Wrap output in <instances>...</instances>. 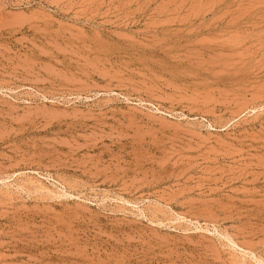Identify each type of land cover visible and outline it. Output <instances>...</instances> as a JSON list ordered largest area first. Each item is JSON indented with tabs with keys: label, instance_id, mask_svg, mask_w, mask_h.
Instances as JSON below:
<instances>
[{
	"label": "rangeland",
	"instance_id": "374dc122",
	"mask_svg": "<svg viewBox=\"0 0 264 264\" xmlns=\"http://www.w3.org/2000/svg\"><path fill=\"white\" fill-rule=\"evenodd\" d=\"M0 264H264V0H0Z\"/></svg>",
	"mask_w": 264,
	"mask_h": 264
}]
</instances>
